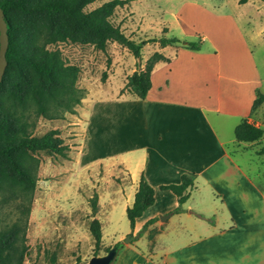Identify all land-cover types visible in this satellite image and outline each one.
<instances>
[{"label": "crops", "instance_id": "1", "mask_svg": "<svg viewBox=\"0 0 264 264\" xmlns=\"http://www.w3.org/2000/svg\"><path fill=\"white\" fill-rule=\"evenodd\" d=\"M205 2L209 13L199 29L180 14L196 6L194 0H183L171 19L160 23L162 37L178 28L181 37L199 39V50L184 48L187 42L179 38L180 44L163 48L156 42L151 54L167 61L153 66L146 98L127 100L114 113L106 138L114 139L117 149L104 160L114 161L125 176L117 188L111 185L99 194L97 213L109 215L117 208L125 213L141 176L153 190V204L135 220L133 230L109 244L102 241L105 248L121 243L111 264H264V192L229 151L250 146L235 140L234 129L242 120L252 121L256 92L264 95L254 54L256 46L264 49V1L232 0L234 15ZM252 22L257 26L249 32ZM183 23L190 24L188 31ZM182 175L192 179L194 188L182 211L174 213L176 196L160 187L180 184ZM96 218L103 240L104 224ZM150 220L138 237L147 242L145 254L132 241ZM168 231L170 246L154 262L153 247ZM126 235L129 242H123Z\"/></svg>", "mask_w": 264, "mask_h": 264}, {"label": "rangeland", "instance_id": "2", "mask_svg": "<svg viewBox=\"0 0 264 264\" xmlns=\"http://www.w3.org/2000/svg\"><path fill=\"white\" fill-rule=\"evenodd\" d=\"M107 1L96 0L84 10L90 11ZM194 1L196 6L186 7L180 14L188 15L196 29L202 25V17L209 13L205 1L219 7L217 12L235 14L232 0ZM182 3L183 0H127L124 6L115 9L111 21L120 27L125 36L136 42L158 39L163 36L160 23L169 21L171 13L177 12ZM256 23L248 24L249 28L246 29L251 32L256 28ZM182 27L188 31L190 24L183 23ZM167 36L179 38L181 43L200 42L194 37H181L180 30L175 27L170 29ZM48 48L59 51L65 63L78 67L75 89L80 103L73 107L72 113L54 110L59 117L53 119L29 113L31 126L28 131L32 135H41L49 130H57L58 136L68 147L67 156L63 158L45 153L33 155L37 161L35 189L27 195L0 193V229L20 215L18 209L27 207L28 250L23 264H74L77 260L79 264H87L94 253L100 255L106 249L102 241L109 244L120 233L130 229L125 213H121L118 208L109 215L96 211L94 218L98 216L104 225L103 240L101 237L100 245L95 247L88 225L92 219L91 201L96 198L97 203L99 194L110 190L111 185L117 188L120 178L125 176L119 171L120 166H116L114 161L109 164L104 158L117 149V142L107 139L112 133L114 113L121 110V103L135 98L127 93H124L125 96L118 93L126 77L138 68L137 61L125 48L114 42H109L104 51L93 45L68 42L56 43ZM154 48V42L143 46L142 68ZM254 54L257 67L264 77V49L256 46ZM251 123L262 129L261 139L250 143L245 151L235 146H231L229 151L264 192V154H258L264 146V103L253 113ZM165 234L153 247L154 262L170 246L171 232L170 236L169 231ZM127 236L123 242L127 241ZM138 237L136 235L132 244L145 254L149 253L146 240Z\"/></svg>", "mask_w": 264, "mask_h": 264}, {"label": "trees", "instance_id": "3", "mask_svg": "<svg viewBox=\"0 0 264 264\" xmlns=\"http://www.w3.org/2000/svg\"><path fill=\"white\" fill-rule=\"evenodd\" d=\"M96 0H0L4 14L8 46L5 53L6 68L0 81V193L30 194L36 186L34 154L45 153L65 158L68 147L58 136L57 130L41 135H32L28 128L30 114L53 119L59 117L54 111L61 109L72 113L80 103L75 84L79 69L65 63L59 51L48 47L68 42L93 45L104 51L109 42L125 48L137 61V69L126 77L119 95L130 94L144 100L151 88V71L159 61H167L161 54L153 53L141 69L143 46L148 42L158 43L163 48L180 44L176 38L160 37L150 41L136 42L123 34L120 27L111 21L117 7L127 0H109L85 11ZM264 1V0H262ZM246 0H239L244 3ZM186 49L197 51L200 42H187ZM264 103V95L256 92L250 115ZM30 113V114H29ZM262 129L247 120H242L234 129L237 142L253 143L261 139ZM264 154V146L258 151ZM194 183L182 175L180 184L163 185L161 190L171 191L178 206L173 211L180 213ZM153 204V190L143 176L140 177L133 203L125 210L130 229L135 220ZM97 211L96 198L91 201V221L88 225L94 246L101 243V226L94 218ZM19 216L0 229V264H23L27 254V215L29 209H18ZM148 221L137 236H141ZM119 244V243H118ZM117 245V244H116ZM110 248H106V253ZM94 253L93 256H98ZM74 264H79L77 260Z\"/></svg>", "mask_w": 264, "mask_h": 264}, {"label": "water", "instance_id": "4", "mask_svg": "<svg viewBox=\"0 0 264 264\" xmlns=\"http://www.w3.org/2000/svg\"><path fill=\"white\" fill-rule=\"evenodd\" d=\"M8 46V37L6 33V23L4 20V14L0 8V81L2 80L5 68H6V59L5 53ZM130 241V236H127V241ZM121 248V243L111 247L104 255L102 256H93L88 260L87 264H111L115 259V256L118 250Z\"/></svg>", "mask_w": 264, "mask_h": 264}]
</instances>
